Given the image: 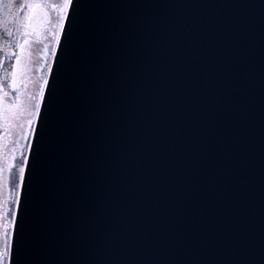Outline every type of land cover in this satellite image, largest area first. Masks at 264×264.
<instances>
[{
  "label": "water",
  "instance_id": "1",
  "mask_svg": "<svg viewBox=\"0 0 264 264\" xmlns=\"http://www.w3.org/2000/svg\"><path fill=\"white\" fill-rule=\"evenodd\" d=\"M9 264H264V0H73Z\"/></svg>",
  "mask_w": 264,
  "mask_h": 264
},
{
  "label": "snow or ice",
  "instance_id": "2",
  "mask_svg": "<svg viewBox=\"0 0 264 264\" xmlns=\"http://www.w3.org/2000/svg\"><path fill=\"white\" fill-rule=\"evenodd\" d=\"M72 5L73 0H0V39L4 34L8 38L6 45L0 44V51L5 53L0 56V72H3L0 76V129L5 132L0 136V159L3 161L0 163V192L5 187L9 189L7 198L0 197V264H9L11 259L17 221L12 205L20 201L28 164L24 151L32 148L27 141L37 131L49 76L54 72L53 61ZM34 42L42 44L35 52L32 50ZM5 60L14 61L9 69L4 68ZM14 129L19 130V140L13 141ZM20 140L26 143L20 144ZM5 142L15 144L7 156H3ZM18 151L21 157L20 163L15 165L18 171L12 188V169Z\"/></svg>",
  "mask_w": 264,
  "mask_h": 264
},
{
  "label": "flooded vegetation",
  "instance_id": "3",
  "mask_svg": "<svg viewBox=\"0 0 264 264\" xmlns=\"http://www.w3.org/2000/svg\"><path fill=\"white\" fill-rule=\"evenodd\" d=\"M57 2H59V0H57ZM53 16H54V14H53ZM7 42H8V38H7L6 34H4L2 36V39H0V44H5L6 45ZM41 47H42V44H38V43H35V42L32 44L33 52L37 51ZM8 50L10 51L11 49H8ZM4 54H5L4 51H0V56H3ZM12 63H14V61L5 60L4 61V68L5 69H9L10 65ZM2 75H3V72H0V76H2ZM29 91H31V88H29ZM11 99H12V95L10 94L9 97H8V101L10 102ZM14 130H13V133H12L13 141H15V139H16V137L14 136ZM4 134H5L4 129H0V136H2ZM14 147H15L14 143L5 142V151L3 152V156H7L8 153L11 151V149L14 148ZM2 162H3L2 159H0V163H2Z\"/></svg>",
  "mask_w": 264,
  "mask_h": 264
},
{
  "label": "rangeland",
  "instance_id": "4",
  "mask_svg": "<svg viewBox=\"0 0 264 264\" xmlns=\"http://www.w3.org/2000/svg\"><path fill=\"white\" fill-rule=\"evenodd\" d=\"M14 136L16 137L15 140H19L18 139L19 138V130L18 129L14 130ZM19 142H20V144L26 143V141H23V140H20ZM27 142H30V141H27ZM27 152H28V150H25L24 151V155H27ZM15 155H16V159L14 161V166H13V169H12V180H11V183H10V187H12V188H14V186H15V177H16V173L18 171L17 168L15 167V165H18L20 163L21 153L18 151V152H16ZM8 191H9L8 187H5L3 189V191L0 192V197L7 198ZM12 207L16 208V205H12Z\"/></svg>",
  "mask_w": 264,
  "mask_h": 264
}]
</instances>
